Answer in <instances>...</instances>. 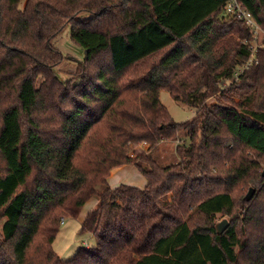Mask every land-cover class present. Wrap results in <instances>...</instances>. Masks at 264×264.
<instances>
[{"label": "trees", "instance_id": "trees-1", "mask_svg": "<svg viewBox=\"0 0 264 264\" xmlns=\"http://www.w3.org/2000/svg\"><path fill=\"white\" fill-rule=\"evenodd\" d=\"M20 2L0 0V264H264V47L237 75L253 34L228 0ZM241 4L264 33V0ZM68 26L85 58L63 81ZM181 135L177 163L129 156ZM124 166L145 186L111 187ZM94 197L96 246L63 261L61 221Z\"/></svg>", "mask_w": 264, "mask_h": 264}, {"label": "rangeland", "instance_id": "rangeland-1", "mask_svg": "<svg viewBox=\"0 0 264 264\" xmlns=\"http://www.w3.org/2000/svg\"><path fill=\"white\" fill-rule=\"evenodd\" d=\"M261 40L264 34L261 33ZM54 45L58 48L65 56V61L61 67L56 69L57 74L63 81H68L72 78V74H75L77 63L82 62L85 58V50L80 46L75 45L71 40V27L68 26L62 34L54 40ZM160 100L162 104L169 110L173 119L178 123H183L191 120L196 111L180 102L173 99L171 94L167 90H162L160 93ZM210 107L213 108L215 105V100L211 99L209 101ZM183 135L180 136L175 141H164L162 146H157L155 148L149 147L150 150L146 151V145L141 144L133 146L129 152L131 158H136L138 155L147 154L152 156L153 159L160 162L163 165H171L179 161V157L176 154V148L179 144L185 142L182 140ZM138 148V149H137ZM137 149V150H136ZM134 153V155H133ZM133 155V156H132ZM114 171V170H113ZM112 171V172H113ZM264 171V163L261 168V173ZM113 174V173H112ZM111 174V177H112ZM109 179V185L111 187L116 186L118 183L114 181V178ZM128 177L126 181L123 180L122 183L133 185L130 183H136ZM137 186V185H134ZM140 187V186H137ZM106 188L105 185L98 187V191L101 192ZM142 188V187H141ZM252 189V188H251ZM254 189V188H253ZM256 192V190H255ZM98 201L94 197L90 200L83 209L81 216L78 218H65L61 221V227L56 239L53 243V248L55 252L60 256L63 261L71 260L80 248L87 247L93 248L96 246V237L90 230H85L83 226L84 217L83 214L87 213L90 209L97 206ZM224 219H230L222 215L217 216L218 223Z\"/></svg>", "mask_w": 264, "mask_h": 264}, {"label": "built area", "instance_id": "built-area-1", "mask_svg": "<svg viewBox=\"0 0 264 264\" xmlns=\"http://www.w3.org/2000/svg\"><path fill=\"white\" fill-rule=\"evenodd\" d=\"M225 15L231 18L244 21L246 25L251 29V32L253 34V40L251 41V49H252L251 57L245 63V65L241 67L239 71L236 73L238 75L242 73L244 69L249 67L255 61L258 50L264 47V40H263V37L261 40V35H260L263 32L261 28L259 27V25L255 22L252 14L248 12L246 9H244V7L241 4V0H228L226 7H225ZM246 43L249 44L250 42H246Z\"/></svg>", "mask_w": 264, "mask_h": 264}, {"label": "crops", "instance_id": "crops-1", "mask_svg": "<svg viewBox=\"0 0 264 264\" xmlns=\"http://www.w3.org/2000/svg\"><path fill=\"white\" fill-rule=\"evenodd\" d=\"M27 0H21L20 2V8L23 9L25 7V4H26ZM164 142L160 143L158 145L159 146H162ZM149 145L146 144V151L147 150H150L149 149ZM112 179L114 178V181L117 182L118 184L122 183L123 180L126 181L128 180L127 178L128 177H132L131 179H133V181L137 182L138 184L136 183H130V184H133V185H137V186H140V187H144L145 184H146V180L145 178L143 177V175L134 167H130V166H124V167H121V168H118V169H115L113 172H112Z\"/></svg>", "mask_w": 264, "mask_h": 264}, {"label": "water", "instance_id": "water-1", "mask_svg": "<svg viewBox=\"0 0 264 264\" xmlns=\"http://www.w3.org/2000/svg\"><path fill=\"white\" fill-rule=\"evenodd\" d=\"M262 175L264 176V171H263ZM254 193H255V189H253V188L250 189V191L248 193V198H251ZM229 224L230 223H229L228 219H224L223 221L219 222L216 225L217 233L219 235L223 234L226 231V229L228 228Z\"/></svg>", "mask_w": 264, "mask_h": 264}]
</instances>
